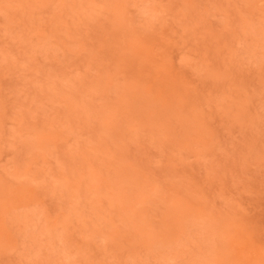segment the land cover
Masks as SVG:
<instances>
[{"label": "rangeland", "instance_id": "374dc122", "mask_svg": "<svg viewBox=\"0 0 264 264\" xmlns=\"http://www.w3.org/2000/svg\"><path fill=\"white\" fill-rule=\"evenodd\" d=\"M0 264H264V0H0Z\"/></svg>", "mask_w": 264, "mask_h": 264}]
</instances>
